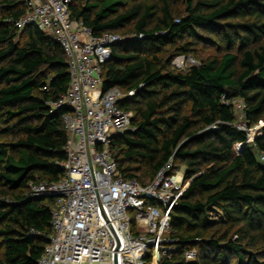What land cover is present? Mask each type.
I'll return each mask as SVG.
<instances>
[{
  "label": "trees",
  "instance_id": "obj_1",
  "mask_svg": "<svg viewBox=\"0 0 264 264\" xmlns=\"http://www.w3.org/2000/svg\"><path fill=\"white\" fill-rule=\"evenodd\" d=\"M25 11L0 0V264H37L56 198L28 185L63 177L69 140L70 110L50 107L69 87L64 52L14 26ZM70 15L122 38L102 66L103 92H135L120 103L135 132L110 145L120 175L144 185L171 158L189 181L170 215L177 249L159 264H264V125L248 144L235 125L264 124V0H72ZM178 56L197 64L176 69Z\"/></svg>",
  "mask_w": 264,
  "mask_h": 264
},
{
  "label": "built area",
  "instance_id": "obj_2",
  "mask_svg": "<svg viewBox=\"0 0 264 264\" xmlns=\"http://www.w3.org/2000/svg\"><path fill=\"white\" fill-rule=\"evenodd\" d=\"M21 2L26 11L14 26L18 30L34 26L53 37L64 52L70 77L66 93L50 104L51 111L70 110L61 118L69 139L64 147L67 158L60 164L64 175L55 183L28 185L32 196L56 198L49 242L37 264H159L177 249L170 215L189 181L183 171L173 170L171 158L144 185L123 178L117 169L110 145L113 138L135 132L132 113L120 107L135 92L118 88L103 92L102 66L122 38L113 33L92 35L71 17L72 0ZM186 58L178 56L172 65L180 70L195 63ZM236 128L246 133L247 143L253 142L255 130L244 122ZM30 235L38 233L31 230ZM184 258L194 262L197 253L187 250Z\"/></svg>",
  "mask_w": 264,
  "mask_h": 264
},
{
  "label": "rangeland",
  "instance_id": "obj_3",
  "mask_svg": "<svg viewBox=\"0 0 264 264\" xmlns=\"http://www.w3.org/2000/svg\"><path fill=\"white\" fill-rule=\"evenodd\" d=\"M207 53L208 52H203V51H201L200 52V54H199V56L200 57H202V56H204V55H207ZM188 57H190V56H188ZM186 58V57H185ZM190 58H192V57H190ZM187 59V58H186ZM193 59V58H192ZM193 61L195 62V60L193 59ZM197 63L195 62V63H189L188 65H184V67H183V69H185L186 67H190V66H194V65H196ZM183 69H180V70H183ZM231 104H232V107H233V109L235 110V113H237L238 115H240L239 117L241 118V110L243 109V105H242V102L240 101V100H236V99H234V100H232L231 101ZM240 123L241 122H238V123H236L235 125L237 126V127H239V125H240ZM263 123L261 122V124H258V125H256L254 128H252V130H255V134H254V137H256V136H258L259 134H260V132H261V129L263 128ZM249 139H251V138H249ZM254 140V139H253ZM1 141H5V139H2V138H0V142ZM248 141H246V143H247ZM248 144V143H247ZM241 145V144H240ZM234 149H235V151L236 152H239L240 151V149H241V146H238L237 144L236 145H234ZM182 171H183V169H182ZM189 183V182H188ZM129 216L131 217V218H133L134 217V213L133 212H131V213H129ZM132 230H134V227H132Z\"/></svg>",
  "mask_w": 264,
  "mask_h": 264
},
{
  "label": "crops",
  "instance_id": "obj_4",
  "mask_svg": "<svg viewBox=\"0 0 264 264\" xmlns=\"http://www.w3.org/2000/svg\"><path fill=\"white\" fill-rule=\"evenodd\" d=\"M182 171V170H181Z\"/></svg>",
  "mask_w": 264,
  "mask_h": 264
}]
</instances>
